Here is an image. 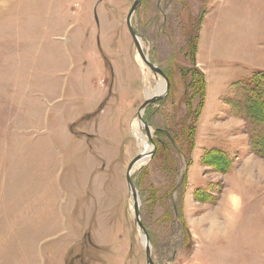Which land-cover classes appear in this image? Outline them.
Returning <instances> with one entry per match:
<instances>
[{
	"label": "rangeland",
	"instance_id": "1",
	"mask_svg": "<svg viewBox=\"0 0 264 264\" xmlns=\"http://www.w3.org/2000/svg\"><path fill=\"white\" fill-rule=\"evenodd\" d=\"M134 2L0 0V264H264V0H141L149 149Z\"/></svg>",
	"mask_w": 264,
	"mask_h": 264
},
{
	"label": "water",
	"instance_id": "2",
	"mask_svg": "<svg viewBox=\"0 0 264 264\" xmlns=\"http://www.w3.org/2000/svg\"><path fill=\"white\" fill-rule=\"evenodd\" d=\"M141 3V0H135V2L133 3L132 7H131V10L127 16V27H128V30L133 38V41L138 49V52L140 53L142 59L144 60V62L146 63L147 66H149L154 72H160L162 74V76L166 79L167 81V89H166V93L164 95H161L157 98H154V99H151V100H147L143 106L141 107V110L150 106L151 104L155 103L156 101L160 100V99H163L166 94L168 93L169 91V87H170V82H169V79L168 77L166 76V73L161 69L159 68L157 65H155L153 62L150 61L149 58L146 57V53L144 52V49H143V46L141 45L140 41H139V34L136 32V30L134 29L133 27V24H132V20H133V16L138 8V6L140 5ZM95 16H96V11H95ZM145 122V121H144ZM147 128H148V123L145 122ZM153 152V151H152ZM151 152V155H153ZM144 158L143 155L139 154L138 157L136 159L133 160V162H131V164L129 165V168H128V172H127V183H128V186H129V189H130V192L135 200V217H136V221L137 223L141 226L142 225V221L140 220V210H139V204L137 203L138 201V192H137V188H136V185L134 184L133 180H132V169L133 167L142 159ZM144 230V228H143ZM144 233H145V236H146V244H145V247H146V254H147V258H148V263L149 264H155L154 261L152 260V257H151V248H150V238L147 234V232L144 230Z\"/></svg>",
	"mask_w": 264,
	"mask_h": 264
},
{
	"label": "trees",
	"instance_id": "3",
	"mask_svg": "<svg viewBox=\"0 0 264 264\" xmlns=\"http://www.w3.org/2000/svg\"><path fill=\"white\" fill-rule=\"evenodd\" d=\"M254 73L255 72H253V74ZM253 74L251 73L250 77L248 76L249 77L248 80H244L245 78H243V79H240V80L234 82L233 85H235V87H237L238 93L246 96V99L249 103V107L253 108L251 105V102L256 101L257 103H259L260 107L264 108V98L261 97V95H260L261 89L258 86L259 84H261V80H262L261 76H264V70H259V71H257V73H255L254 75ZM248 77H246V78H248ZM203 81H204V75L202 73V77H200V83L202 86L204 84ZM258 140L260 142H258L257 140H253V142L259 143V145H264V137H259ZM250 141H252V139ZM169 143H170V145H174L176 148L177 142L175 139L174 140L172 139ZM217 149L218 148H216V147L211 148V149H206L202 159H205L206 157L210 156L211 154H214L216 151H220L223 153V150H221V149L217 150ZM178 151L185 154V149L183 146L178 147ZM255 152H258L257 149H255ZM219 156L223 157L222 154H220ZM184 174H185V172H184Z\"/></svg>",
	"mask_w": 264,
	"mask_h": 264
},
{
	"label": "bare ground",
	"instance_id": "4",
	"mask_svg": "<svg viewBox=\"0 0 264 264\" xmlns=\"http://www.w3.org/2000/svg\"><path fill=\"white\" fill-rule=\"evenodd\" d=\"M138 39H139L141 45L143 46L142 41H141V37H139ZM145 53H146V52H145ZM145 55H146L147 58H149L147 54H145ZM140 56H141V55H140ZM143 62H144V60H143ZM145 64H146V63H145ZM157 74H160V75L162 76V74H161L160 72H157ZM162 77H163V76H162ZM163 78H164V77H163ZM164 79H165V78H164ZM165 81H166V79H165ZM166 89H167V81H166V85L164 84V82H161V83L155 88V90H154V92H153V93H155L154 96H159V95H161L163 92H164V93H163L162 95H164V94L166 93ZM154 96H152L153 98H150V99H148V100H151V99L157 98V97H154ZM144 113H145V109L142 110V111H140V113L138 114V116H139V123H137V124L133 127V133H134L135 137L139 140L140 144H141L142 146L148 148V138H147V136L144 134L143 129H142V125H143V124L145 125L144 118H143ZM148 149H149V148H148ZM142 155L144 156V158H142V159H141V160H140V161H139V162L133 167V169H132V173H134V170H135L137 167H139V166L145 164V163L148 162V161L150 160V158H151V155H149V150H148V153H142ZM148 155H149V156H148ZM147 156H148V157H147ZM134 202H135V200H134ZM137 203H138V204L140 203L139 196H138V201H137ZM145 239H146V238H145ZM145 244H146V243H145Z\"/></svg>",
	"mask_w": 264,
	"mask_h": 264
}]
</instances>
